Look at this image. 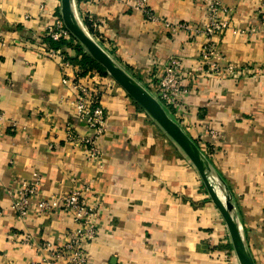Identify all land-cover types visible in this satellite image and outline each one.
I'll return each instance as SVG.
<instances>
[{"label": "crops", "instance_id": "obj_1", "mask_svg": "<svg viewBox=\"0 0 264 264\" xmlns=\"http://www.w3.org/2000/svg\"><path fill=\"white\" fill-rule=\"evenodd\" d=\"M259 1L224 0L233 9L231 27L215 41L222 63L236 70L226 77L197 71L203 38L171 35L162 24L132 12L124 0L95 5L76 0V11L94 41L150 94L169 57L185 61L188 94L180 126L197 145L208 141L201 139L206 127L222 134L213 141L219 152L212 151L208 160L231 192L254 263L264 264V75L259 74L264 44L260 35L248 32L259 24ZM149 4L166 22L204 23L205 0ZM59 9V0H0V110L5 117L0 264H39L43 255L36 244L54 241L71 228L63 211L48 218L33 207L27 219L17 218L6 190L34 175L43 197L66 193L80 182L92 187L100 210L89 264H230L214 248L226 230L195 169L115 83L100 101L106 114L100 166L64 142L68 126L80 136L91 132L69 104L75 97L70 86L74 71H62L59 60L46 53L52 47L44 30ZM67 54L81 70V57ZM89 72L103 76L98 69ZM64 78H69L66 85ZM26 234L34 236L32 246L21 243Z\"/></svg>", "mask_w": 264, "mask_h": 264}, {"label": "built area", "instance_id": "obj_2", "mask_svg": "<svg viewBox=\"0 0 264 264\" xmlns=\"http://www.w3.org/2000/svg\"><path fill=\"white\" fill-rule=\"evenodd\" d=\"M84 1L89 5H95L98 2V0ZM150 1L124 0L132 12L138 13L146 22L162 24L171 35L183 33L190 37L203 38L204 43L200 50L202 63L197 69L198 72L215 77L233 76L236 73L235 67L222 63L223 58L215 41L231 27L230 19L233 9L227 6L224 0H205V19L201 27H195L189 23H169L158 18L150 8ZM74 6L76 10V0H74ZM257 15L259 24L248 32L251 35H260L264 44V0L258 3ZM43 35L45 39L54 43L69 44L73 41L72 43L77 44L64 27L58 14L53 16L52 22L45 28ZM46 53L50 58L59 60L62 71L66 69L74 71L70 86L75 91V97L69 104L73 107L77 119L91 132L89 136H80L68 126L63 131L64 142L82 149L87 162L100 166L102 153L99 142L106 132V114L100 101L102 93L106 89L109 90L114 82L108 75L102 76L96 72H89L83 76L80 68L72 65L61 50L52 48ZM259 74L264 75V64L260 67ZM185 75V61L180 57H169L159 71L154 91L151 93L165 112L167 111L168 116L179 126L180 119H183L185 114L183 105L188 94L184 83ZM68 79H62V83L66 85ZM4 124L5 117L0 110V136L4 133ZM202 137H207L208 141L203 144L198 142L197 146L209 159L212 150L215 151L213 141H219L222 134L206 127L201 131V139ZM40 187V179L34 175L30 181H24L18 187L6 190L12 199L11 209L21 221L27 219L33 207L42 217L50 218L63 211L71 218V228L60 237L54 241L36 244V252L43 255L39 264H89L88 248L98 236L96 220L100 210L92 187L80 182L66 193L52 194L48 197L42 196ZM33 240L34 236L30 234L21 237V243L26 246H32Z\"/></svg>", "mask_w": 264, "mask_h": 264}, {"label": "water", "instance_id": "obj_3", "mask_svg": "<svg viewBox=\"0 0 264 264\" xmlns=\"http://www.w3.org/2000/svg\"><path fill=\"white\" fill-rule=\"evenodd\" d=\"M59 15L64 27L84 53L152 120L195 169L210 202L224 223L237 263L255 264L243 237L231 192L199 147L168 116L159 102L94 41L77 18L74 0H60Z\"/></svg>", "mask_w": 264, "mask_h": 264}, {"label": "trees", "instance_id": "obj_4", "mask_svg": "<svg viewBox=\"0 0 264 264\" xmlns=\"http://www.w3.org/2000/svg\"><path fill=\"white\" fill-rule=\"evenodd\" d=\"M47 42L51 45V47L53 49L61 50L66 57H68L67 51L73 52L75 57L80 56L81 58H79L78 64L81 67L83 74L87 73L89 70L98 69L100 71V73L103 74V76H106L103 69L97 63H95L92 59H90V57L88 55H85L83 53V50L81 49V47L79 45L72 43L73 41L69 44H67V43H54L50 40H47ZM75 59H78V58H75ZM194 143L197 145L196 142H194Z\"/></svg>", "mask_w": 264, "mask_h": 264}, {"label": "rangeland", "instance_id": "obj_5", "mask_svg": "<svg viewBox=\"0 0 264 264\" xmlns=\"http://www.w3.org/2000/svg\"><path fill=\"white\" fill-rule=\"evenodd\" d=\"M58 15H59V13H58ZM78 45V44H77ZM198 142V141H197ZM199 144V143H198ZM208 147V146H207ZM213 151V150H212ZM219 152V150L217 151V150H215L214 151V153H218ZM211 156H212V154H211ZM214 167V166H213ZM215 168V167H214ZM217 172H218V170L217 169H215ZM218 174H219V172H218ZM204 189V188H203ZM204 191H205V189H204ZM206 193V192H205ZM206 196H207V193H206ZM207 201L209 202V204H211L212 205V203L210 202V200H209V198H208V196H207ZM220 216V215H219ZM220 219H221V217H220ZM222 220V219H221ZM223 222V221H222ZM224 228H225V226H224ZM225 230H226V228H225ZM220 235V239H221V244L220 245H217V246H215L214 248H215V250L216 251H218V252H220L222 255H223V257L225 258V260H226V262L227 263H230V264H232V263H234V264H238L237 263V260H236V258H235V255H234V253H233V251H232V248H231V245H230V241H229V237H228V234H227V231H226V235L224 234V236H223V234L222 233H220L219 234Z\"/></svg>", "mask_w": 264, "mask_h": 264}]
</instances>
